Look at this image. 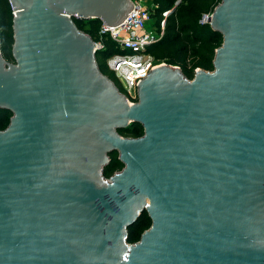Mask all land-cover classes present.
I'll return each mask as SVG.
<instances>
[{
    "label": "water",
    "instance_id": "obj_1",
    "mask_svg": "<svg viewBox=\"0 0 264 264\" xmlns=\"http://www.w3.org/2000/svg\"><path fill=\"white\" fill-rule=\"evenodd\" d=\"M8 3L0 264H264V0H219L212 69L158 63L132 102L72 20L118 24L131 0ZM129 122L142 134L117 132Z\"/></svg>",
    "mask_w": 264,
    "mask_h": 264
},
{
    "label": "trees",
    "instance_id": "obj_2",
    "mask_svg": "<svg viewBox=\"0 0 264 264\" xmlns=\"http://www.w3.org/2000/svg\"><path fill=\"white\" fill-rule=\"evenodd\" d=\"M153 6L150 16L155 18L157 28L163 20L162 36L155 42L146 45L145 51L152 55L156 62H166L178 66L187 78H191L195 68L212 69V57L214 48L221 43L219 32L210 28L209 23L200 22L204 13L211 12L219 0H149ZM175 2V3H174ZM12 9L8 0H0V52L6 60H12L10 48L12 43L11 30ZM76 27L87 33L93 40L98 38V30L101 20L97 17L74 18ZM102 47L94 52V58L98 69L106 75L118 88L120 87L111 71L106 70L105 59L112 53L124 52L115 41L106 34L101 35ZM188 61V63H187ZM10 112L0 108V129L9 119ZM123 136L136 137L142 134V127L138 122H129L124 127L116 129ZM115 157L102 168V174L108 177L112 172L122 167V163ZM110 152V153H112ZM109 153V154H110ZM108 154V155H109ZM150 220L145 211L136 218V223L127 227L128 242L138 239L140 232L145 229Z\"/></svg>",
    "mask_w": 264,
    "mask_h": 264
},
{
    "label": "built area",
    "instance_id": "obj_3",
    "mask_svg": "<svg viewBox=\"0 0 264 264\" xmlns=\"http://www.w3.org/2000/svg\"><path fill=\"white\" fill-rule=\"evenodd\" d=\"M131 8L122 22L106 26L101 22L98 38L94 41L96 49L102 47L101 35L106 34L115 41L124 52H115L107 56L105 64L113 73L120 87V92L129 102L136 100L137 82L149 69L158 63L145 51L146 45L156 41L161 35L147 22L151 19L150 10L141 0H131ZM210 13H204L199 19L206 22ZM74 18H82L74 15Z\"/></svg>",
    "mask_w": 264,
    "mask_h": 264
},
{
    "label": "rangeland",
    "instance_id": "obj_4",
    "mask_svg": "<svg viewBox=\"0 0 264 264\" xmlns=\"http://www.w3.org/2000/svg\"><path fill=\"white\" fill-rule=\"evenodd\" d=\"M141 1L144 3L145 6L148 7V9L150 10V12L152 13V11H153V6H152V4L149 2V0H141ZM174 3H175V2H174ZM208 13H210V12H208ZM148 23H149L151 26H153V27L157 30V35H159V34H160L159 31L162 30L161 35H159V36L161 37V36H162V33H163V26H164L163 20L160 21V27H159V28H157L156 23H155V18H154L153 16H152L151 19L147 22V24H148ZM160 37H159V38H160ZM159 38H158V39H159ZM158 39H157V40H158ZM157 40H156V41H157ZM154 42H155V41H154ZM105 60H106V59H105ZM9 61L12 62L13 60H9ZM160 62H162V61H160ZM157 63H158V62H157ZM165 63H166V62H165ZM187 63H188V61H187ZM105 65H106V64H105ZM170 65H172V64H170ZM174 66H175V65H174ZM106 70H107L108 72L110 71V70L107 68V66H106ZM117 85H118V84H117ZM115 155H116V154L112 152V153H110L108 156H109V158H110V157L112 158V157H115ZM120 168H121V166L118 167V168H116L114 171H117V170H119ZM114 171H113V172H114ZM113 172H112V173H113Z\"/></svg>",
    "mask_w": 264,
    "mask_h": 264
},
{
    "label": "flooded vegetation",
    "instance_id": "obj_5",
    "mask_svg": "<svg viewBox=\"0 0 264 264\" xmlns=\"http://www.w3.org/2000/svg\"><path fill=\"white\" fill-rule=\"evenodd\" d=\"M147 215V214H146ZM150 223V222H149ZM149 225V224H148ZM148 227V226H147Z\"/></svg>",
    "mask_w": 264,
    "mask_h": 264
}]
</instances>
